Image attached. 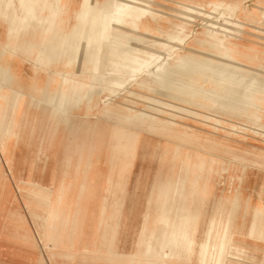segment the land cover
Masks as SVG:
<instances>
[{"label": "bare ground", "instance_id": "6f19581e", "mask_svg": "<svg viewBox=\"0 0 264 264\" xmlns=\"http://www.w3.org/2000/svg\"><path fill=\"white\" fill-rule=\"evenodd\" d=\"M156 2L105 0L95 11L93 0H80L82 12L69 19L65 12L61 14L67 6L65 0H0V13L7 14L4 27L19 39L13 50L21 53V69L30 65L32 70L48 73L41 88L31 86L30 91L40 89L45 113L62 123L57 138L49 141L47 135L46 141L35 145L29 140L23 142L20 122L15 125L11 140L0 142L6 163L12 165L11 177L17 189L25 191L37 206L28 207L34 223L44 230L48 223L44 231L47 235L40 239H46L53 264H71L76 256L81 264H137L142 260L147 264H242L246 260L264 264V236L260 237L264 234V209L239 198L237 193L225 209L219 196H211L209 187L212 174L222 172L224 166L237 172L245 167H264V133L241 137L263 149L241 148L239 142L227 138L193 133L187 128L182 132L183 126L174 123L185 110L212 114L218 121L229 123L231 116L237 115L250 118L254 124L260 121L258 104L264 98L220 81L233 83L231 79L241 76L242 80L260 81L264 87V66L256 67L260 66L258 60L264 62L258 45L264 39V7L248 10L242 7L243 0H208L206 9L199 1L175 0L174 12L166 21V29H172L175 35L163 31L162 21L156 22L163 36L147 46L139 31L149 32L147 22L155 19ZM196 23L202 28L193 35L191 29ZM137 42L144 44L140 50H133ZM114 56L117 58L112 60ZM111 61L113 65L104 69ZM197 66L214 74L197 70ZM58 67L65 69L58 74L61 81L52 77V73L59 72ZM76 69L84 72L81 83L69 79ZM5 70V62L0 61V91H4L0 99V139L3 134L7 138L11 128L3 127V108L10 92H23L27 87L26 79H17L22 83L15 84ZM140 76L146 78L137 83ZM106 82L113 104L98 100V116L85 120L94 97L104 91ZM148 91L150 94L144 96ZM28 103L32 104L26 101L24 106ZM16 116L22 119V115ZM101 164L105 167L101 176L106 189L98 206L99 218L95 231L85 229V239L75 250L77 243L64 239L62 234L66 228L76 227L78 237L81 225L88 226L90 210L86 202H78L80 206L70 220L66 194L73 178L80 175L79 200L85 180L98 174ZM142 170L155 175L143 195L148 204L154 201L156 206L151 207L152 212L147 207L139 214L141 220L126 248L125 228ZM162 170L161 178L158 174ZM175 173L180 177L185 173L190 181L182 204L178 201L184 186H179V177H172ZM51 176L54 185L49 182ZM7 178L0 161V211L11 221L16 236L11 239L25 254L35 256L34 264H47L38 242L31 240L25 229L26 220L14 204ZM37 184L38 189H34ZM126 202L129 207L124 212ZM41 206H45L44 216L40 214L44 209ZM180 209L184 213L179 223L170 215Z\"/></svg>", "mask_w": 264, "mask_h": 264}, {"label": "rangeland", "instance_id": "374dc122", "mask_svg": "<svg viewBox=\"0 0 264 264\" xmlns=\"http://www.w3.org/2000/svg\"><path fill=\"white\" fill-rule=\"evenodd\" d=\"M65 1H67V6L65 8H63L64 10H62L61 14H64V12H65V14L68 15V18L71 19L73 17V14L82 12V7L79 5L80 0H65ZM104 1L105 0H93V4H94L93 9H95V11L99 10L100 6L104 3ZM159 1L157 0V2L154 5V11L156 13L155 19H149L147 22V25L150 28L149 32H147L145 34L141 31H139V34L143 35L146 38L145 45H147V46H151L153 44V42L156 40H158V41L161 40V37L163 35H160V29L155 27L156 22L162 21L161 25L163 27V31L167 30L166 29L167 28L166 21L168 18H171V14L174 12V9H175V5H174L175 0H159ZM189 1H194V0H189ZM197 1H199V3L205 5L206 9H208V7L206 6V5H208L207 4L208 0H195V2H197ZM259 5H262L264 7V0H245V1L243 0V2H242V7L245 9H248V8L249 9H256ZM158 8H161V9H158ZM73 9L75 10L74 12H72ZM201 28H202L201 23H196L192 28L193 30L191 29L192 34L198 33L201 30ZM166 32H168L172 35H175V33H176L172 29H168ZM155 37H156V39H155ZM136 44L137 45L134 46L133 50L136 48H137L136 50H140L144 43L142 44V43L137 42ZM258 45H260L259 46L260 56L263 57L264 55H263L262 51L264 50V39L262 40V42L258 43ZM254 46L256 47V45H254ZM126 56H128V55H126ZM116 58L117 57L114 56V57H112V60H115ZM123 59L125 61H130L127 58H123ZM255 61H257V60H255ZM257 62L259 63V64L258 63L257 64L260 66H256V67L262 68L261 66H264V62L262 60H260V61L258 60ZM11 64H14V63H11ZM112 65H113V61H111L107 65H105L104 69H107L108 67H111ZM194 68H196L197 70H203V71H206L207 73L214 74V71L204 69V68L199 67V66L194 67ZM63 69H62V67H58L59 72L58 73L57 72L52 73V77L55 79L58 78L57 80L61 81L60 78L58 77V74H61L62 71L65 70V69L64 70ZM75 72H72V74H71L72 76L69 75L70 76L69 79L75 81L76 83H81L80 79L84 75L83 70H77L76 69ZM24 73H26V71ZM27 76H29L28 78H30V79L36 78L29 71L27 73ZM47 76H48V73H46L45 71H41V73L38 75V78L40 81H42V80L45 81V79H46L45 77H47ZM22 77L25 78V74H23ZM239 77H241V76H238L236 79H231V80H233V83H227L226 81H220V84H225V85H228L231 87H236V88L241 89L244 92H248V93H251V94L256 95L258 97L264 98V93H263L264 87L261 85L260 81H256L254 79H252V81H249V80L247 81V80H242ZM144 78H146V77L140 76L137 80V83L142 82ZM237 83H241L242 86L238 87ZM108 86H109V83L106 82L102 87V89L104 91H102V93H100L94 97V100L92 103V109L87 114V117H85V120L90 121L93 118H96L98 116L99 110H98V107L96 106L98 100L102 99V101H107V103L113 104V100L111 99V97L109 96V92L107 91ZM151 91H152V93L154 92L153 89H151ZM3 92H4L3 90L0 91V99L3 95ZM215 93H217V90L215 91ZM147 94H150L149 91H148V93L144 92V96ZM215 96L222 97L220 94H215ZM182 113H183L182 116L175 118V120H174L175 124L179 123L181 126H183V127H181V128H183L182 132H184V129L187 128V129H190L193 133L196 131V132L204 133V134H208V135L211 134V135H213L219 139L220 138H227V139L232 140L233 142H237V143L239 142L241 148L253 147L256 149H258V148L263 149L260 146H258L257 143H252L250 141L244 140L241 137L248 139V138H251L253 136L251 134H254L257 131L259 133H261V132L264 133V99H263L262 103L258 104L257 113L260 114L261 119L256 124H254L250 118H241L240 117L241 115H237V117L231 116L232 121L229 123V121H227V122H225L223 120L218 121V119H216L214 116H212V114H204L201 111L198 112V111H194V110H185ZM250 113L251 112H248L247 115H249ZM188 114H192L193 116H190ZM204 118L208 119L206 121V123H203L204 121H201ZM258 127H260V128H258ZM157 138H159V137H156V139ZM161 140L165 141L164 139H161ZM53 149H55V147ZM5 156L6 155L0 149V161L4 167V171H6V174L8 175L7 182L9 183V185H11V188H12V191L14 194V199H13L14 204L17 205L20 213L23 215L24 219L26 220L25 229L30 233L31 240H34V241L36 240L38 242L39 250H40L42 256L43 257L45 256L44 258L46 259V263L47 264H53L52 260L48 258L46 242L44 241L46 239H44V240L40 239V237L43 236V238H44V235L45 236L47 235L44 231L48 230V223H47L46 229L44 230V229H41L39 226H37L34 223V220L30 217L29 212H28V207H32V206H36V205L33 204L34 201H32L31 198H30V200L28 199L29 196H27L25 191L20 192L17 189V186L15 185V183L11 177V173L8 171L7 165L5 164V162H6ZM99 168L100 169H98L99 170L98 174L90 176L85 180L84 192L80 196L79 200H77V197H78V194L81 190L80 189L81 186L79 185V182L81 184L80 175H76L75 178H73L72 183H70V185H69L68 193L66 194L68 197L67 201H66V203H67L66 209L68 211V218H70V220H71V215L73 214L74 210H76V207L80 206V204H79V206L77 205L78 202L79 203L86 202L88 204V207L90 210V213L87 216L88 226L87 225H81L83 227H81V231L79 232L78 237H77L78 228H76V227H74L73 229L72 228H69V229L66 228L64 233L62 234L64 239H66V238L70 239L71 238L70 239L71 242H73L75 244L77 243L75 250L80 248L81 243L85 239V229L88 232L95 231V226H96L97 220L99 218V216L97 215V213L99 211L98 206H99V204H101L103 202L102 197H103L104 191L106 189L105 179L103 178V176H101V175H103L102 173L104 172L105 167L103 164H101ZM156 170H158V168H155V171ZM163 171H165V170H162V172ZM157 172H159V170ZM162 172H160V174H158L161 176V178L164 177V172L163 173ZM243 173H244V175H243ZM42 174H43V168H40L39 175L42 176ZM154 176L155 175L152 176L150 174L147 175L146 170H142V173L140 174V177L137 180L138 188H137V195L135 198V204H134V207L132 208V211L129 215V219L127 220V224H126V228H125V233L127 235V237H126L127 238L126 248L128 246L129 240L131 238L132 232H133L136 224L141 220V217L139 214L141 212L145 211L147 207H149L151 209V212H152V208L156 206L154 201L151 202L150 204H148L146 202L145 196L143 195V191L145 189V186L147 185L148 181L153 179ZM172 177L173 178L179 177V179H178L179 186L181 185V183L184 186V188L181 189L182 192H181V195H180V198L178 201L179 204L180 203L182 204V202L185 200V199L183 200V198H182L183 192L190 190V187H191L190 181L185 179L186 178L185 173H182L181 177L177 173H175L174 175H172ZM50 178H51V180L49 182L52 185H54L53 176H51ZM211 178L212 179L209 182V187H210V192H211L210 194L212 197H218L219 196L220 201H221V205L223 204L225 209L228 206L230 207V204L234 200L236 193L238 194L239 198L248 201L251 205L259 207L261 210L264 209V207H263L264 206V167H261V168L245 167L242 172H237L236 168L233 169V167H231V166H224V167H222V172H218L217 174H212ZM229 180H230V183H229ZM21 185H22V187H26L23 183ZM38 185L39 184L34 185V189H38V187H37ZM127 186L128 187L125 188V191L128 192V191H130L131 184L129 183V185H127ZM234 188H235V190H234ZM41 207L44 209H43V211H41L40 214H41V216H44L45 206H41ZM128 207H129L128 202H126L125 207H124L125 208L124 212L127 210ZM160 207H162L161 204H160ZM183 213H184L183 209H180L176 212L175 215L171 214L170 218L174 217V220H176L180 223V218L183 215ZM10 224H11V221H9L8 218H5L4 215H2L1 211H0V264H7V263L8 264H34L35 263V256H33L32 254H29V253L25 254L21 250V247H19L16 243L13 242V239H11V237L15 239L16 236H15V233L13 234L12 229L10 227ZM86 226H87V228H86ZM118 229H119V231L122 232L123 226L120 225V227ZM121 232H119L118 236L121 235ZM262 236H264V234L260 235V237H262ZM37 238H38V240H37ZM258 242H259L258 245L260 246V241L258 240ZM64 248H66V247L64 246ZM26 249H28V248H26ZM27 252H28V250H27ZM59 257H61V256H59ZM255 262L256 261L252 262L250 260H246V262H244L242 264H256ZM71 264H81L80 257L76 256ZM87 264H90V262L88 261ZM101 264H104V263L102 262ZM137 264H147V263L144 260H142ZM189 264H192V263H189Z\"/></svg>", "mask_w": 264, "mask_h": 264}, {"label": "crops", "instance_id": "0c3cea01", "mask_svg": "<svg viewBox=\"0 0 264 264\" xmlns=\"http://www.w3.org/2000/svg\"><path fill=\"white\" fill-rule=\"evenodd\" d=\"M6 15L7 14H5L4 11L0 13V53H1L0 61L5 62V65L7 67V70L5 71L7 72L8 77L11 80L15 79L12 80L13 83L21 84L22 82L17 79L23 78L22 75L25 74L24 79H26L25 83L27 84V87L23 92L17 90V91H11L9 94L8 101L3 108L6 113L5 123L3 124L4 125L3 127L5 129L8 127L11 128L9 130L7 138L3 134L2 139H0V142L2 143L4 141L7 142L10 141L14 133L15 125L18 122H20L19 128H21L20 131H22L20 132V137H21L20 139H22L23 142L29 140L32 144L35 145L40 141L42 142L46 141L45 137L47 135H48V140L57 138V136L61 133L62 123H57L55 119L51 117L50 113L48 114L45 113L44 107L40 102L41 99L40 89H38L35 93L30 91L29 88L31 86L36 85L38 88L39 87L41 88V85L45 81L43 80L40 81L38 78V75L41 73V71L30 69L31 68L30 65L24 66L26 68L21 69L22 61H23L21 57V53L18 54L13 50V48L19 43V39L17 34L10 31V29L4 27V19ZM10 23L15 24L13 22ZM71 27L72 26H70V29ZM25 53L27 54V52ZM25 71L26 73H24ZM28 71L31 72L33 76H35L36 78H31V79L28 78L29 77L27 76ZM47 77L45 78L47 79ZM26 101L31 102L32 104L30 105V103H28L24 106V102ZM23 108L25 110V114H23ZM49 109H50L49 111H52L53 108L49 106ZM17 113L22 115L21 120L17 118L16 116ZM23 133L24 136L22 135ZM17 135L19 134L17 133ZM37 157H41V155H37ZM5 164L7 165L8 171L10 172L12 165H10L9 161L8 164L6 162Z\"/></svg>", "mask_w": 264, "mask_h": 264}]
</instances>
